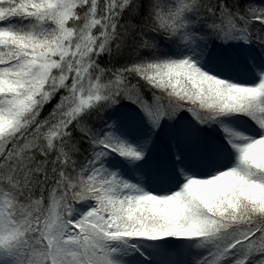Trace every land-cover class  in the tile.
Wrapping results in <instances>:
<instances>
[{
    "label": "snow or ice",
    "instance_id": "snow-or-ice-1",
    "mask_svg": "<svg viewBox=\"0 0 264 264\" xmlns=\"http://www.w3.org/2000/svg\"><path fill=\"white\" fill-rule=\"evenodd\" d=\"M0 264H264V0H0Z\"/></svg>",
    "mask_w": 264,
    "mask_h": 264
}]
</instances>
